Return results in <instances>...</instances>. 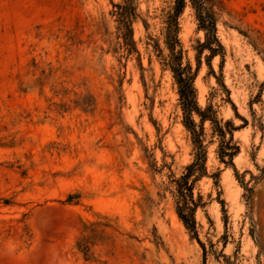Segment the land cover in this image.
Listing matches in <instances>:
<instances>
[{"label": "rangeland", "instance_id": "rangeland-1", "mask_svg": "<svg viewBox=\"0 0 264 264\" xmlns=\"http://www.w3.org/2000/svg\"><path fill=\"white\" fill-rule=\"evenodd\" d=\"M134 2L129 51L124 0H0V264H264V0H220L211 68L190 5L179 18L200 107L238 129L237 174L204 125L206 257L176 208L196 151L167 66L175 0Z\"/></svg>", "mask_w": 264, "mask_h": 264}, {"label": "trees", "instance_id": "trees-1", "mask_svg": "<svg viewBox=\"0 0 264 264\" xmlns=\"http://www.w3.org/2000/svg\"><path fill=\"white\" fill-rule=\"evenodd\" d=\"M190 5L194 11L198 30L205 34L203 43H199L198 54L201 55L205 51L209 52L208 61L211 68L210 60L219 55H223L224 47L218 38V21L219 17L216 9L220 5V0H175L174 12L169 16L168 31L166 35L167 46L170 51L167 66L173 73L176 84L178 85V93L180 103L183 111V124L187 130L192 134L193 144L195 147V159L191 165L186 169L187 173L177 182V215L185 228L196 238L202 246L204 255L206 257V247L200 241L197 231L196 213L199 208L204 207L202 197L199 200L194 197L193 183L208 175L207 171V149L205 146L204 125L210 122L215 133L221 138L219 146V156L221 162L233 167L238 174L234 158L240 153V147L234 143V132L238 129L234 126L232 121H227L222 125L217 118V113L211 105L205 109L201 108L198 103V91L195 87V80L197 78L198 68L193 72L191 64H183V52L181 42L179 39L180 25L179 18L185 11L186 7ZM118 9L117 15L120 18L121 30L125 44L129 51L134 42L133 20L136 17V8L134 0H124V4L115 5ZM227 93L225 85L222 84ZM199 119V122L196 121ZM245 121V119H244ZM230 136L229 139L227 137ZM226 158L229 160L226 161ZM244 186V185H243ZM245 188L249 191L248 187ZM206 264V258L205 262Z\"/></svg>", "mask_w": 264, "mask_h": 264}]
</instances>
